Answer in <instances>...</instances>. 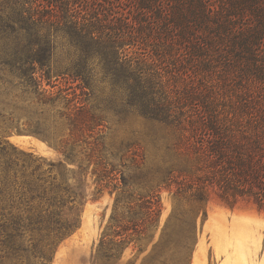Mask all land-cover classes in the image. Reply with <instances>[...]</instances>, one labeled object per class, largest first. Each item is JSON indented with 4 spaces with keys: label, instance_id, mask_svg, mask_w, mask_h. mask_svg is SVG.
Masks as SVG:
<instances>
[{
    "label": "trees",
    "instance_id": "16d2710c",
    "mask_svg": "<svg viewBox=\"0 0 264 264\" xmlns=\"http://www.w3.org/2000/svg\"><path fill=\"white\" fill-rule=\"evenodd\" d=\"M58 38L72 53L57 72L91 89L99 65L124 107L173 136L168 150L178 162L152 174L158 182L150 194L129 202L127 217L115 200L99 244L106 262L116 255L111 245L136 244L156 228L162 189L194 210L172 211L144 264L190 262L197 217L206 216L212 193L231 209L249 204L264 213V0H0V62L42 105L58 98L41 89ZM60 117L70 128L53 146L72 161L67 146L83 142L86 157L96 160L98 117L83 106ZM30 132L52 145L50 129ZM6 145L0 143L9 160L0 174V264H51L79 225L84 191L64 174L58 182L50 174L55 164L42 157L19 151L21 164L11 160ZM13 165L19 171L7 174ZM104 181L97 174L98 188Z\"/></svg>",
    "mask_w": 264,
    "mask_h": 264
},
{
    "label": "rangeland",
    "instance_id": "374dc122",
    "mask_svg": "<svg viewBox=\"0 0 264 264\" xmlns=\"http://www.w3.org/2000/svg\"><path fill=\"white\" fill-rule=\"evenodd\" d=\"M71 50L62 38H58L51 78L42 81L41 89L58 97L54 106L42 105L35 90L22 88L21 78L0 62V143L6 145L3 144L6 141L16 148L14 151L6 145V150L13 156L11 160L18 164L21 162L15 158L19 151L54 163L50 174L56 175L58 182V174H64L69 184L84 191L78 211L79 225L57 247L51 264H144L172 211L194 210L186 199H178L171 192L160 190L162 208L156 228L148 231L136 244L111 245L112 253L116 255L109 262L100 252V238L116 199L120 206L118 212L127 217L129 202L147 197L155 188L158 178L152 179V174L160 176L169 162H178L168 150L173 136L165 126L124 107L110 82L103 79L99 65L95 67L91 89H81L80 82L57 72L58 68L63 70L69 63ZM39 76L40 73L35 75ZM77 106H83L102 124L96 130L100 143L96 160L86 157L89 148L83 142L67 146L72 161L65 159L53 146L70 128L60 113L70 112ZM35 128L55 132L52 145L30 132ZM7 162L9 160L0 154V174H3L1 170ZM18 171L13 165L7 174ZM97 174L105 175L106 181L101 188L96 184ZM170 225L169 230L174 228L178 232V226ZM197 227L198 238L188 264H264V213L253 206L241 204L231 209L212 193L206 216L201 211L197 217Z\"/></svg>",
    "mask_w": 264,
    "mask_h": 264
}]
</instances>
